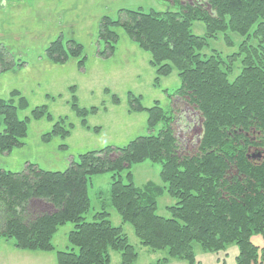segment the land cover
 Returning <instances> with one entry per match:
<instances>
[{"label": "trees", "instance_id": "obj_1", "mask_svg": "<svg viewBox=\"0 0 264 264\" xmlns=\"http://www.w3.org/2000/svg\"><path fill=\"white\" fill-rule=\"evenodd\" d=\"M181 2L178 10H121L122 18L104 16L99 37L106 47L100 54L115 53L120 38L116 29L122 27L139 48L150 53L156 87L161 78L177 70L181 84L168 95L172 102L177 98L194 108L201 118L193 154L179 153L172 106L165 109L156 101L147 108L142 96L129 92L130 110L148 114L147 135L121 147L80 154L63 171L44 170L33 163L20 172L0 168V234L13 240L15 248L54 252L59 228L73 223L67 250L56 251L58 264H111L113 251L121 253V264H136L139 253L123 226L112 223L108 211L97 212L91 221L85 217L92 205L88 191L92 177L111 173V204L123 223L132 225L142 245L168 253L154 264H168L171 259L196 264L195 244L208 252L236 244L237 264H264V248L252 241L254 235L264 234V0ZM195 22L206 25L205 36L193 33ZM229 33L244 38L237 53L226 59L218 51L202 53L219 34L233 45ZM82 55V45L65 43L62 37L47 48L51 61L77 58L79 68L86 61ZM240 59L242 70L231 81ZM13 68L0 46V72ZM76 89L70 88L72 110L83 127L99 132L100 127L91 129L88 117L100 108L81 107ZM112 101L121 102L116 94ZM28 107L19 90L0 98V152L24 146L33 119L53 122L51 131L43 135L46 142L71 134L67 117L55 119L47 105L35 107L21 119L19 112ZM145 161L161 164L163 187L135 184L131 168ZM164 192L176 199L168 207L169 218L158 214V197ZM34 200L51 204L54 211L33 215L29 205Z\"/></svg>", "mask_w": 264, "mask_h": 264}, {"label": "rangeland", "instance_id": "obj_2", "mask_svg": "<svg viewBox=\"0 0 264 264\" xmlns=\"http://www.w3.org/2000/svg\"><path fill=\"white\" fill-rule=\"evenodd\" d=\"M175 1L0 0V46L14 63L13 69L0 72V98H9L13 90H19L29 102V107L19 112L21 119L30 116L35 107L47 105L55 119L67 117V125L72 124L71 134L67 138L54 137L46 142L43 135L51 131L53 122L33 119L24 140L25 145L11 152H0V168L20 172L27 164L33 163L44 170L63 171L73 160H78L80 154L106 146L121 147L138 136L147 135L148 114L130 110L129 92L142 96L141 102L147 108L156 101L165 109L172 106L176 111L174 127L180 143L179 153L183 156L193 154L200 135L201 118L191 106L177 98L172 102L169 97L168 94L181 84L177 70L161 78L160 87H156V69L150 64V53L139 48L122 27L116 29L120 38L115 53L110 56L100 54L106 47L99 37L104 16L122 18L121 10H178L183 5L182 0ZM192 31L195 35L205 36L206 25L195 22ZM60 37L65 43L72 40L82 45V56L86 57L83 68H79L77 58H70L66 63H55L48 58L47 48ZM228 37L233 45H228L225 36L219 34L218 38L209 40L202 53L211 55L213 51H218L224 59L237 53L244 38L237 33H229ZM241 70L240 59L229 79L233 81ZM72 86L77 88L75 94L81 107L100 108L97 114L88 117L91 129L100 127L99 132L83 127L81 118L72 110ZM106 89L111 93H106ZM113 94L120 98V104L113 103ZM159 128L157 126L153 132L156 134ZM63 145L67 148L61 147ZM131 171L138 187H144L149 182L161 187L165 185L160 176V163L145 161L133 165ZM111 180V173L92 177L88 188L92 205L85 215L86 219L91 221L97 212L108 211L112 223L123 226L130 244L139 253L136 264H154L167 257L166 250L154 251L142 245L132 225L123 223L111 204ZM175 204L176 199L164 192L158 197V214L171 217L168 207ZM29 209L33 215L54 211L51 204L39 200L32 201ZM73 228V223L59 228L53 240L54 252L20 250L14 247L13 240L8 241L0 234V264H58L56 251L67 250L68 235ZM252 241L264 248V234L254 235ZM194 246L196 264H237L239 248L236 244L220 252L204 251L199 244ZM111 264H121V253L112 252ZM168 264L188 262L171 259Z\"/></svg>", "mask_w": 264, "mask_h": 264}, {"label": "flooded vegetation", "instance_id": "obj_3", "mask_svg": "<svg viewBox=\"0 0 264 264\" xmlns=\"http://www.w3.org/2000/svg\"><path fill=\"white\" fill-rule=\"evenodd\" d=\"M193 130V129H192ZM194 130H195V127H194ZM191 132V130L189 131V133Z\"/></svg>", "mask_w": 264, "mask_h": 264}]
</instances>
